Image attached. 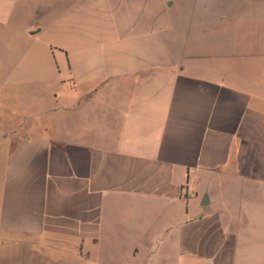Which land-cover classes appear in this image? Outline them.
<instances>
[{"label": "crops", "instance_id": "obj_1", "mask_svg": "<svg viewBox=\"0 0 264 264\" xmlns=\"http://www.w3.org/2000/svg\"><path fill=\"white\" fill-rule=\"evenodd\" d=\"M169 5L0 0V264H264V50Z\"/></svg>", "mask_w": 264, "mask_h": 264}, {"label": "rangeland", "instance_id": "obj_2", "mask_svg": "<svg viewBox=\"0 0 264 264\" xmlns=\"http://www.w3.org/2000/svg\"><path fill=\"white\" fill-rule=\"evenodd\" d=\"M167 1H170L168 15L178 26L173 33L175 42L183 53L191 54L197 49L202 51L204 48H217L222 46L223 41L229 44L231 50L237 44L244 52L264 50V0ZM206 16L214 19L208 26L205 22ZM218 16L223 20L225 18L223 24L225 30L228 28L224 38L220 32L222 20L218 21ZM208 31L214 33L210 41L207 40Z\"/></svg>", "mask_w": 264, "mask_h": 264}]
</instances>
